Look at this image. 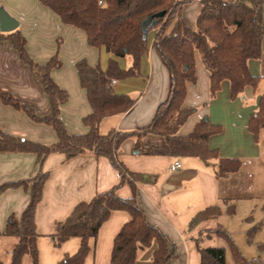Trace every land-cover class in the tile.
I'll return each mask as SVG.
<instances>
[{
  "label": "crops",
  "instance_id": "crops-1",
  "mask_svg": "<svg viewBox=\"0 0 264 264\" xmlns=\"http://www.w3.org/2000/svg\"><path fill=\"white\" fill-rule=\"evenodd\" d=\"M0 8L18 22V28L26 38V49L35 62L45 64L54 56L62 62L60 67L51 70L53 79L69 93L68 100L61 105L60 118L68 133H88L90 127L85 124L84 118L92 113V106L87 90L80 81L78 62L86 60L90 65H100L106 70L112 58L118 61L121 68H128L131 58L116 57L105 46L90 45L85 30L64 23L57 12L40 0H0ZM200 9L201 0H191L183 6L182 17L192 28L196 26ZM158 29L153 28L148 33V50L142 58L140 75L113 83L117 93L135 97V104L124 114L105 117L100 124L102 134L112 129L134 131L148 126L159 105L168 98L171 72L156 46ZM195 57L197 82L187 83L184 102L185 107H192L195 111L181 127L179 134H190L203 118L221 125L222 131L210 137L209 146L218 150L222 158L239 159L241 168L220 176L216 172L217 159L207 164L194 156L139 154L134 149L136 140L131 137L122 143L118 152L119 159L130 172L152 177L151 180L136 181L134 190L129 181L130 174L127 175L128 180L123 181L118 168L106 156L84 153L67 158L65 154L56 152L47 155L40 164L37 154L32 152H0V185L33 179L40 173L48 172L36 210L38 264H57L66 254L78 251L81 244L79 237H71L60 246H55L51 237L55 223L66 219L78 203L89 201L96 194L113 188L124 198L135 195L149 222L166 234L169 242L175 245L171 264H202L199 246H222L221 240L226 242L223 246L226 247V264H229L231 249L227 241L215 233L209 237L206 234L219 225L232 232L221 218L224 215H236L237 210L233 214L228 211L232 206L243 207L245 213H249L257 197L255 194L258 195V188L254 185L258 178L250 175L252 171L247 172L248 169L258 171L264 168V146L260 139L264 136V129L256 139L248 125L264 93V39L262 58L249 61L250 72L262 76L259 85L257 89L246 86L237 98H232L228 80L222 82L221 89L212 97L209 71L199 52H196ZM0 87L32 106L39 117L53 116L48 95L30 66L21 59L8 32L2 31ZM0 132L44 145H53L59 141L51 125L33 120L23 110L5 104L1 98ZM147 138L155 140L159 136L151 134ZM177 159L183 166L171 171L170 166ZM30 196V189L23 186L9 188L0 194V264L11 263L12 249L18 242L17 236L3 234L8 218L11 215L19 218ZM261 197L258 200L262 201V211L264 196ZM211 206L221 207L222 214L190 227L192 218ZM250 217L245 218L246 229L252 224L248 220ZM131 218L128 211L114 210L100 227L98 236L90 239V250L84 264H114L111 255L115 237ZM200 235L203 237L198 244L196 238ZM157 246L154 240L151 246L140 250L136 264H154L153 254Z\"/></svg>",
  "mask_w": 264,
  "mask_h": 264
},
{
  "label": "trees",
  "instance_id": "trees-1",
  "mask_svg": "<svg viewBox=\"0 0 264 264\" xmlns=\"http://www.w3.org/2000/svg\"><path fill=\"white\" fill-rule=\"evenodd\" d=\"M57 12L62 21L86 31L92 46H105L116 57L129 56L131 65L121 68L115 58L109 60L106 70L100 65L92 66L86 60L77 64L80 81L88 93L92 113L84 118L90 127L88 133L70 134L60 118L61 105L69 98L67 90L53 79L51 70L60 67L62 62L54 56L45 64L35 62L26 49V38L17 27L8 32L9 38L26 62L36 79L48 95L53 111L52 117H39L35 109L0 87V98L5 104L23 110L33 120L51 125L57 132L59 141L53 145L16 137L0 132V152H32L37 154L41 164L51 153H63L73 158L84 153L106 156L118 168L122 180L129 181L135 190V182L151 180L152 177L130 172L118 156L122 143L135 138V151L143 155L194 156L205 163L217 162V174L226 176L241 168L236 158H222L219 151L211 149L209 139L222 131V126L203 118L194 130L186 135L179 134L181 127L195 111L185 107L187 83L197 82L196 52L210 74L211 96L215 97L222 82L228 80L232 98L243 93L246 86L257 89L262 78L250 72L249 61L262 58L264 39V0H201V9L195 28L190 27L182 17L184 4L191 0H40ZM163 12V15L158 13ZM153 17L145 26V22ZM159 28L156 46L168 64L171 72V85L168 98L162 102L152 122L134 131L112 129L102 134L100 124L111 115L124 114L136 102L128 94L117 93L113 80L138 76L141 63L148 50V33ZM248 128L256 139L264 129V93L261 95L258 110L249 120ZM154 134L158 139L147 136ZM48 172L40 173L33 179H24L0 185V194L9 188L23 186L30 189V201L18 218H8L4 235H15L18 242L12 249L11 264H21L23 257L31 256L33 264L39 262L38 232L36 230V210L42 198L43 187ZM114 210H125L131 220L123 225L114 240L111 260L114 264H136L138 253L157 241L154 250V264H171L175 245L166 234L151 224L139 206L135 195L124 198L116 193V188L96 194L89 201L78 203L64 220L57 221L51 237L55 246H60L71 237L81 238V244L74 254H66L57 264H84L90 250V239H95L102 224ZM228 211L233 214L234 206ZM222 208L211 206L199 211L191 220L190 227L199 222L217 218ZM264 225L254 224L248 230V240ZM215 233L225 239L232 251L236 264H262L261 259H247L235 243L231 233L223 226L207 231V237ZM200 235L196 238L198 244ZM264 248V245L260 246ZM202 264H226V247L199 246Z\"/></svg>",
  "mask_w": 264,
  "mask_h": 264
},
{
  "label": "rangeland",
  "instance_id": "rangeland-1",
  "mask_svg": "<svg viewBox=\"0 0 264 264\" xmlns=\"http://www.w3.org/2000/svg\"><path fill=\"white\" fill-rule=\"evenodd\" d=\"M260 139L262 141L261 144L264 146V136H261ZM250 171H252L250 175L253 174V177L258 178L255 179L256 183L254 182V185L258 188L257 189L258 195L255 194V196L257 197H255L252 202V211H250L249 213H245L243 207L235 208V212L237 210L236 215L234 216L224 215L221 219L229 227V229L232 230V232L230 233L233 236L235 243L237 244L243 255L249 260L261 259L264 262V248L260 247L261 245H264V225L260 230L257 231L255 236L253 237L252 242L248 240V230L254 224L261 222L264 223V210L261 211L262 201L258 200L262 198L261 196H264V168H260L258 171L256 169L254 170L248 169L247 174ZM247 216L248 217L251 216L250 218H248V220H250L252 224L248 225L249 227L247 226L246 229L245 218ZM221 245L222 246L226 245V242L224 240L223 241L221 240ZM231 253L232 251L229 250V264H235V261L233 260ZM21 264H33L31 256L26 254L23 257Z\"/></svg>",
  "mask_w": 264,
  "mask_h": 264
},
{
  "label": "water",
  "instance_id": "water-1",
  "mask_svg": "<svg viewBox=\"0 0 264 264\" xmlns=\"http://www.w3.org/2000/svg\"><path fill=\"white\" fill-rule=\"evenodd\" d=\"M158 15H163V12L158 13ZM150 17L146 22L145 26L152 20ZM18 27V22L11 15H9L3 8H0V31L10 32Z\"/></svg>",
  "mask_w": 264,
  "mask_h": 264
},
{
  "label": "built area",
  "instance_id": "built-area-1",
  "mask_svg": "<svg viewBox=\"0 0 264 264\" xmlns=\"http://www.w3.org/2000/svg\"><path fill=\"white\" fill-rule=\"evenodd\" d=\"M99 4L100 5H104L105 4V0H99ZM115 82H116V80H113L112 83H115ZM182 166H183L182 162L179 159H177L171 164L170 170L171 171H176V170H179Z\"/></svg>",
  "mask_w": 264,
  "mask_h": 264
}]
</instances>
